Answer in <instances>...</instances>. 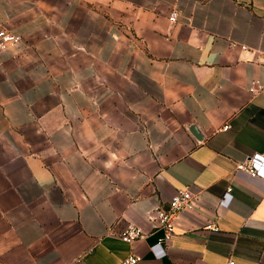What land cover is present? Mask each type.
Instances as JSON below:
<instances>
[{
    "label": "crops",
    "instance_id": "obj_1",
    "mask_svg": "<svg viewBox=\"0 0 264 264\" xmlns=\"http://www.w3.org/2000/svg\"><path fill=\"white\" fill-rule=\"evenodd\" d=\"M0 27V264H264V0H0ZM187 186L167 249L118 237Z\"/></svg>",
    "mask_w": 264,
    "mask_h": 264
},
{
    "label": "built area",
    "instance_id": "obj_2",
    "mask_svg": "<svg viewBox=\"0 0 264 264\" xmlns=\"http://www.w3.org/2000/svg\"><path fill=\"white\" fill-rule=\"evenodd\" d=\"M176 15L177 13L172 11L169 14V19L174 21L176 19ZM9 48L16 49L17 51L22 50L23 40L21 36L13 34L7 29L0 27V51L7 50ZM261 87L262 86L253 82L250 85V90H261ZM227 128L228 125L223 126V129ZM257 161L258 159L255 156L248 158L246 161L238 163L236 165V170L246 172L250 176H257ZM227 192H230V189H228ZM196 193L197 192L190 186H187L182 190H178L170 197L169 208L167 210L157 204L154 208L146 212L145 218L149 227L148 230H144L134 222H126L117 233L118 237L124 242L133 243L137 240L145 238L146 235L152 231L160 230L162 231V236L156 242V245L167 249L174 233V217L186 214L194 208ZM213 229L216 230L217 228L214 226ZM140 261V256L132 254L124 258L120 264H137ZM230 264H232V262H230Z\"/></svg>",
    "mask_w": 264,
    "mask_h": 264
}]
</instances>
